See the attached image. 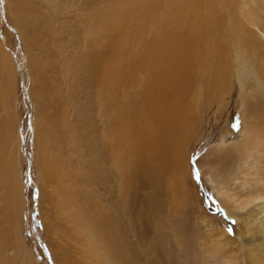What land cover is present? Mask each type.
I'll use <instances>...</instances> for the list:
<instances>
[{
  "label": "rangeland",
  "instance_id": "obj_1",
  "mask_svg": "<svg viewBox=\"0 0 264 264\" xmlns=\"http://www.w3.org/2000/svg\"><path fill=\"white\" fill-rule=\"evenodd\" d=\"M118 1L0 0V264H250L264 198L239 200L264 193V0H200L204 24L219 22L171 156L179 174L170 158L130 157L122 120L142 94L122 80L102 104L86 66L99 43L84 19L105 7L110 18L121 3L111 35L129 62L143 37L137 17L149 14L150 37L176 2ZM113 99L125 106L109 113Z\"/></svg>",
  "mask_w": 264,
  "mask_h": 264
},
{
  "label": "bare ground",
  "instance_id": "obj_2",
  "mask_svg": "<svg viewBox=\"0 0 264 264\" xmlns=\"http://www.w3.org/2000/svg\"><path fill=\"white\" fill-rule=\"evenodd\" d=\"M89 1L84 0L85 5H90ZM174 1L176 2L175 6L170 9V13L164 16V20L158 25H152L153 30L150 37L145 36L146 24H150L149 14L144 17L139 15L141 17L139 19V16L137 17L134 28L135 33L141 35L140 32L143 31V37L141 45L136 46L133 50L134 57L129 62L126 61L128 56L124 52L122 54L119 48L116 47L118 42L117 34L111 35V31L114 30L116 33H119V29H121V27L119 28V23L117 22L116 24L115 21L118 17L115 14V10L119 13L121 9L119 1L114 2L113 5L110 4L111 12L107 11L110 14V18L105 12V7L104 12L102 8L98 9L99 12L91 11L89 15L87 12V16L84 19L88 27L90 25V28H87L93 34H96L99 43L97 49H100V51L98 52L96 49L97 52L94 51L95 53L93 52L92 55V52L89 54V57L86 58V66L90 70L92 84H101L103 89L101 95L102 104L104 105L110 96L114 97L115 90H118L120 87L116 85L121 84L122 80L128 81L133 86H138L142 94L139 101L134 104L131 110L132 117L122 120L123 127L128 131L127 138L132 144L130 157L133 160V158L146 156L149 153L153 159H160L163 162H168L170 158L177 174L180 168L178 169L177 167L178 162L173 161V159L171 160V156L177 153L178 155L181 154L179 145L182 143V138L187 135V132H185L186 127L188 131L191 124L188 116L191 109L187 100L193 86L197 82V80H194L195 83L193 82V79H196V63L203 60L201 54L204 49H207L209 44L213 50L215 36L210 35L214 32V28L217 27L219 19L211 25L204 24L205 6L203 5V1ZM162 3L164 4V1ZM134 6L137 7V5ZM158 8H160L159 3L152 10L157 11ZM138 9L141 10V8ZM110 23L111 25L108 26ZM208 25L210 26L209 32L211 33H207ZM136 26H141L142 29ZM126 67L130 68H128V73L125 74ZM106 68H108V72L106 75H103L107 70ZM146 76H148L147 79H145ZM124 106L125 103L113 99V104L108 106V112H112L113 108L119 111ZM215 190L218 191V194L226 193L225 189L218 186L215 187ZM225 195L228 198L233 196L228 195V193ZM263 198L264 193L262 191L257 194H249L246 198L239 200V206H244ZM138 222H135V227L137 226L138 228L137 233L143 236V232L146 230L139 218ZM260 228L263 229L260 231V234L262 242H264V220H262ZM123 233L119 226H115L113 235L116 237L115 242L120 247L123 246L119 238L122 236L123 239V235H119L118 237V234ZM257 233L256 231L255 234L257 235ZM224 234V232L215 233L213 236L217 237ZM258 253L259 256L256 259H254V254L250 253L253 254L249 259L250 264L264 263V243L261 246V251ZM241 262L236 257L226 255L223 264H241Z\"/></svg>",
  "mask_w": 264,
  "mask_h": 264
},
{
  "label": "water",
  "instance_id": "obj_3",
  "mask_svg": "<svg viewBox=\"0 0 264 264\" xmlns=\"http://www.w3.org/2000/svg\"><path fill=\"white\" fill-rule=\"evenodd\" d=\"M44 249V248H43Z\"/></svg>",
  "mask_w": 264,
  "mask_h": 264
}]
</instances>
